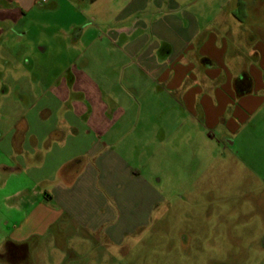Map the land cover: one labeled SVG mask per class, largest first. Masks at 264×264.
<instances>
[{
	"label": "crops",
	"instance_id": "0c3cea01",
	"mask_svg": "<svg viewBox=\"0 0 264 264\" xmlns=\"http://www.w3.org/2000/svg\"><path fill=\"white\" fill-rule=\"evenodd\" d=\"M20 2L0 0L1 24L32 10ZM126 2L107 41L85 46L83 71L53 79L35 95L23 136L3 139L4 172L30 185L10 198L26 203L30 190L33 209L55 207L46 218L35 211L38 224H106L129 206L116 193L138 186L136 153L154 169L160 153L165 164L180 151L211 160L212 147L240 153L264 137V0Z\"/></svg>",
	"mask_w": 264,
	"mask_h": 264
},
{
	"label": "rangeland",
	"instance_id": "374dc122",
	"mask_svg": "<svg viewBox=\"0 0 264 264\" xmlns=\"http://www.w3.org/2000/svg\"><path fill=\"white\" fill-rule=\"evenodd\" d=\"M20 1L32 10L17 22L0 23L1 30H12L0 33L6 38L0 40V264H264L262 136L240 153L234 147L225 151L212 147L211 160L202 155V161L184 160L188 151H180L171 155L172 164H165L160 153L154 169L136 153L138 186L115 195L129 206L111 210L106 224L96 229L62 217L46 227L42 220L38 224L30 190L22 194L26 203L19 202L20 196L10 198L30 185L21 175L4 172L3 139L23 136L26 115L35 117V95L53 79L83 71L85 46L106 42V31L120 24L114 12L127 4ZM91 54L97 61L105 57L94 48ZM45 207V215L37 211L38 219L55 210L52 203ZM31 210L34 215H29ZM19 250L24 256L17 260ZM9 251L12 260L6 258Z\"/></svg>",
	"mask_w": 264,
	"mask_h": 264
},
{
	"label": "flooded vegetation",
	"instance_id": "af4514ba",
	"mask_svg": "<svg viewBox=\"0 0 264 264\" xmlns=\"http://www.w3.org/2000/svg\"><path fill=\"white\" fill-rule=\"evenodd\" d=\"M12 255H13V253H10V251H9V252L7 253V255H6V258H7L8 260H12V259H11V258H12ZM23 256H24L23 253L20 252V250H19L18 253L16 252L15 259L19 260V259H21Z\"/></svg>",
	"mask_w": 264,
	"mask_h": 264
},
{
	"label": "trees",
	"instance_id": "16d2710c",
	"mask_svg": "<svg viewBox=\"0 0 264 264\" xmlns=\"http://www.w3.org/2000/svg\"><path fill=\"white\" fill-rule=\"evenodd\" d=\"M240 5L242 6V3Z\"/></svg>",
	"mask_w": 264,
	"mask_h": 264
}]
</instances>
